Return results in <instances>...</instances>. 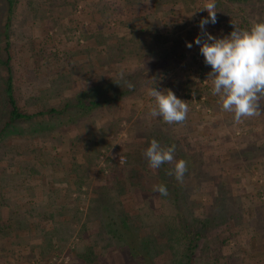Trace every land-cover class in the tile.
I'll list each match as a JSON object with an SVG mask.
<instances>
[{
  "label": "rangeland",
  "instance_id": "374dc122",
  "mask_svg": "<svg viewBox=\"0 0 264 264\" xmlns=\"http://www.w3.org/2000/svg\"><path fill=\"white\" fill-rule=\"evenodd\" d=\"M142 1L16 0L11 64L23 110L60 106L91 86L107 97L102 94L111 78L141 77H134L133 91L110 103L112 109L106 104L74 116L19 121L11 129L16 131L0 137V264H81L77 254L88 249L89 264H185L187 241L172 202L175 177L164 171L172 184L163 183L168 195L154 192L165 166L152 169L143 155L156 125L177 138L179 151L194 155L178 183L183 221L201 227L211 219L194 264H264V248L248 226L264 218V95L254 101L259 115L240 124L212 95L211 67L195 43L198 36L205 39L199 24L208 17L202 9L208 0ZM215 4L216 23L204 29L216 38L230 35L234 25L247 29L264 21V0ZM5 6L0 0V30ZM3 45L0 35V128L9 108ZM153 84L188 102L183 124L166 126L149 117ZM48 179L61 188L57 203L67 207L41 223L56 227L63 216L70 221L63 239L55 236L51 244L35 226L44 220L38 208H55L48 205ZM105 206L111 214L125 211L136 238L105 227ZM74 207L81 219L73 218ZM15 218L28 224L17 227ZM24 239L29 243H18ZM255 247L254 256L246 254Z\"/></svg>",
  "mask_w": 264,
  "mask_h": 264
},
{
  "label": "clouds",
  "instance_id": "9594fccd",
  "mask_svg": "<svg viewBox=\"0 0 264 264\" xmlns=\"http://www.w3.org/2000/svg\"><path fill=\"white\" fill-rule=\"evenodd\" d=\"M215 8V0H208L203 6L208 17L202 18L199 27L205 39L202 41L198 36L195 43L200 46L204 63L211 67L207 79L211 80L212 95L219 98L222 111L233 114L234 123L240 124L259 115L254 101L257 95H264V21L253 22L247 29L234 25L230 35L216 38L204 29L206 24L216 23ZM187 46L190 48L192 45ZM126 87L131 90L135 86L127 82ZM147 95L152 100L148 114L150 118H162L169 125L186 121L188 102L178 98L171 90H157L153 84L148 88ZM175 151V144L162 146L152 139L143 155L152 169H159L165 163H174V167L166 174L183 183L188 164L184 159L176 160ZM153 191L161 196L168 195L164 184L154 185Z\"/></svg>",
  "mask_w": 264,
  "mask_h": 264
},
{
  "label": "trees",
  "instance_id": "16d2710c",
  "mask_svg": "<svg viewBox=\"0 0 264 264\" xmlns=\"http://www.w3.org/2000/svg\"><path fill=\"white\" fill-rule=\"evenodd\" d=\"M4 1L6 3V6H5L6 15L1 24L2 29L0 30V35H1V40L4 44L3 50L7 54L6 58L2 60V63L6 66V71H5L6 78L4 81V94L7 98L9 108H8V119L3 124V126L0 128V137L4 136L5 134L11 131H16V130H11V129L15 127L14 125L19 121L22 122V121H28V120L29 121L30 120L32 121L42 120L44 118H49V116L50 117L60 116V115H63L64 113H69L71 116H74L75 114L78 115V113H81V112H84V113L91 112L92 110L98 107H101L102 105H106V104L110 106V109H112V106L110 103L122 98L128 92H131L134 90V88L130 90L128 87H126V84L127 82L132 83V81H134V77H141L140 74L138 73L136 75H131V77L125 76L123 79L115 78L116 81H114V79L111 78L113 82L110 83V86L108 85L105 93L103 92L102 94V95H106L107 97L105 96L99 97L98 95H96L98 88L91 86L90 88L79 91L72 98L64 101L63 104L60 106H47V108H44V109L38 108L37 110L32 111V112L23 110L18 104V100L16 98L14 73H13V67L11 64V59H12L11 26H12V19L14 16V11L16 9V0H4ZM139 1L143 2L142 0H139ZM230 1H236V2H240V3L247 5L249 3H254L255 1H261V0H230ZM162 121L163 120L161 118V123ZM163 125L168 126L169 124H166L163 122ZM38 126H39V123L35 125V127H38ZM151 134L153 135V139H156L162 146H171L172 144L176 145V151H175L176 160L184 159L185 161L188 162V165L190 164L191 161L194 162V159H193L194 155L190 156L189 154H187L186 151H184V149H180L179 151L177 147V143H178L177 138L174 139L172 136H169L167 134V131L161 128L160 126L156 125L154 127V130L151 132ZM150 142H151V139H150ZM72 150L74 151V149ZM163 166H165V169L162 172L164 171L166 172V171L171 170L174 167V164L165 163L163 164ZM165 172L163 173L162 176H159L160 178L159 184L165 183V185L171 186L172 184L169 185L168 182L166 183L167 180H166ZM172 181H175V189H174L175 194L172 198V202L175 200L176 211L178 212L181 218L180 219L181 226L179 229L180 235H181V238H184L187 241L186 243L188 247L187 254H186L187 260L185 261V264H194V261L197 255V248L200 245V240L202 239V237L204 236V233L207 230V225L211 224V219L210 217L207 218V220L203 222V225H201V227L197 225L195 222L183 221L185 208L183 207L182 202H181V198L183 196L182 188L178 184L179 182H177L176 179L173 178ZM48 184H50L49 185L50 188L46 192L47 196L49 197L48 205H50V207L55 205V208L46 209L44 207V209H42L44 205L41 206L42 208H38L36 206L39 210H41L42 212L41 217L42 219L44 218V220L40 222H36L35 226L37 230H41L45 233L44 234L45 238L43 237L44 241L46 240V243L51 244L55 236L57 237V239L59 238V241L60 239H63L62 233L65 230L64 226H66L65 225L67 224L66 222H70V221L67 219L66 216H63L62 220L59 219V223L56 227L51 226V225L45 226L44 224L41 223V222L45 223V221L50 220V218H53L54 215L57 216L58 214H60L61 209L63 207H67V204L63 203L61 205L62 206L61 208L60 203H57V199L59 198L58 194L60 193V192L58 193V191H61V188H59L55 183H53V180L51 179H48ZM118 184H119V181L116 183V187L118 186ZM79 187H80V184L78 183V188ZM105 187L114 190L113 186L107 185ZM64 188H69V186L66 185ZM69 191H71L70 188H69ZM57 204H59L60 208ZM77 208L74 207L73 209V212H74L73 216L75 215L73 218H75V220L82 218L81 212H79V209ZM110 208L111 206H109L108 208L107 206H105L104 208L105 212L108 211V213H106L107 217H105V221H104L105 227H106V224H109L110 226H112V228L110 229V232L115 234V236H118L119 234L121 236L122 233H126L129 231L133 234L132 235L133 239L136 238V233L134 232L135 227L128 220V216L125 213V211H122L121 214H111V212L108 210ZM32 210L34 209L31 208V211ZM14 220H15L17 227H21L23 225L28 224V223L23 224V220H21L20 218H17V219L15 218ZM248 222H249L248 226L253 227L256 231L257 246L259 248L261 247L264 248V242H263L264 240V218L260 220L253 218L252 220H249ZM104 225L102 226L104 227ZM114 225H116L115 228H114ZM27 241L28 240L24 239L23 241H18V243L19 244L29 243ZM30 243H31L30 246L33 250L35 245L32 242ZM246 243L248 244L251 243V239L247 238ZM239 247L240 248H238L237 250L238 251L237 258L241 257L239 253L241 252L242 246H239ZM131 248L135 249L132 246ZM255 250H256V247L251 248L250 251L246 252V254H250L254 256ZM92 253H93L92 249L85 250L81 252V254H77V257H78L77 259L81 262V264L92 263L93 262ZM232 254L230 255L231 257L235 256L234 254L233 255Z\"/></svg>",
  "mask_w": 264,
  "mask_h": 264
}]
</instances>
